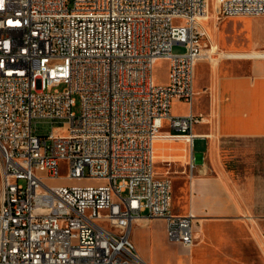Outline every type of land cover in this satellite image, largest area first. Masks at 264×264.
<instances>
[{
    "label": "built area",
    "instance_id": "built-area-1",
    "mask_svg": "<svg viewBox=\"0 0 264 264\" xmlns=\"http://www.w3.org/2000/svg\"><path fill=\"white\" fill-rule=\"evenodd\" d=\"M15 2L24 14L9 23L0 0V264H148L131 239L143 218L164 219L169 241L192 246L194 217L173 213L154 144H193L205 121L193 105L210 0ZM216 15L264 16V0H220ZM160 60L166 84L155 80ZM174 101L191 112L173 115ZM64 180L101 184L48 183Z\"/></svg>",
    "mask_w": 264,
    "mask_h": 264
},
{
    "label": "crops",
    "instance_id": "crops-1",
    "mask_svg": "<svg viewBox=\"0 0 264 264\" xmlns=\"http://www.w3.org/2000/svg\"><path fill=\"white\" fill-rule=\"evenodd\" d=\"M214 50L237 61L212 69L210 57L199 60L193 112L205 121L195 125L193 144L166 137L154 144L155 172L168 176L156 171L166 168L173 182V213L194 217L197 240L190 247L171 242L164 219H139L131 239L148 264H264V232L255 225L264 223V157L236 176L221 154L232 149L264 153V59L245 62L264 54ZM174 103L189 107L175 116L192 110L182 101ZM162 132L172 133L167 123ZM196 140L203 143L200 154L193 148Z\"/></svg>",
    "mask_w": 264,
    "mask_h": 264
},
{
    "label": "rangeland",
    "instance_id": "rangeland-1",
    "mask_svg": "<svg viewBox=\"0 0 264 264\" xmlns=\"http://www.w3.org/2000/svg\"><path fill=\"white\" fill-rule=\"evenodd\" d=\"M220 0H210V13L209 19L205 21L202 28L210 33L211 39L205 41L207 43V47L204 52L210 49V46L214 44L216 50H221L226 53L233 52H241V53H252L258 52L264 54V16H255V17H230V18H221L219 19L216 15V10L219 7ZM174 51L176 53H183L184 48L175 47ZM209 58L207 63L212 69L220 66L226 62H234L237 60L225 59L217 54L209 53ZM256 59H264V57L254 58L251 60H245V62H249ZM242 61V60H241ZM244 61V60H243ZM155 80L158 84H165L168 78V63L167 61L160 60L155 65L154 70ZM198 87V84L197 86ZM60 90L64 89V86L59 88ZM197 95L199 93L197 92ZM189 107L185 104L173 103L172 105V114L175 115L177 113H186L188 112ZM74 113H80V100L77 98V106L73 109ZM60 124H55L54 126H59ZM39 131L50 130L51 126L46 124L38 125ZM203 143L201 140H196L194 144V151L196 154L202 153L200 150ZM222 158L224 161L229 162L228 164L231 171L235 172L236 176L241 174V172H248L254 169V165H250L249 163H255V158L264 157L263 152L255 153L254 151H247V149L241 150H223L221 152ZM3 166L2 157L0 155V177L1 170ZM159 165L157 164V167ZM156 171L162 175H168V170L163 169ZM67 175V167L66 165H62L61 168V176L65 177ZM170 177V176H169ZM49 185H99L100 182H90V183H74L70 181H50ZM261 225H257V230L261 233L264 232V223H260ZM154 228L152 227V230Z\"/></svg>",
    "mask_w": 264,
    "mask_h": 264
},
{
    "label": "bare ground",
    "instance_id": "bare-ground-1",
    "mask_svg": "<svg viewBox=\"0 0 264 264\" xmlns=\"http://www.w3.org/2000/svg\"><path fill=\"white\" fill-rule=\"evenodd\" d=\"M23 14H24V5L21 2H15V0H7V4H1V15L6 17V21L9 23L18 22L19 19H21L23 17ZM207 19H209V17H206L205 20L202 21L203 25H204L205 21H207ZM206 32H207L208 38L212 41L210 33L208 31H206ZM214 48H215V46L213 44L210 49H208L205 52L203 51L201 58L204 56L210 57L209 53L217 54V52H215ZM84 105L93 106V99L91 97H84ZM161 138H163V136L159 137V139H161Z\"/></svg>",
    "mask_w": 264,
    "mask_h": 264
}]
</instances>
